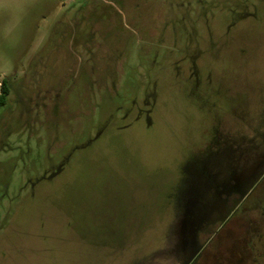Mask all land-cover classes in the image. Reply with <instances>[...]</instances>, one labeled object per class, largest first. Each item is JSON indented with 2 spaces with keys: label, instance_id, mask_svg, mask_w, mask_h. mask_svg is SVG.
Instances as JSON below:
<instances>
[{
  "label": "rangeland",
  "instance_id": "374dc122",
  "mask_svg": "<svg viewBox=\"0 0 264 264\" xmlns=\"http://www.w3.org/2000/svg\"><path fill=\"white\" fill-rule=\"evenodd\" d=\"M5 78L0 264H179L181 213L264 137V0H0Z\"/></svg>",
  "mask_w": 264,
  "mask_h": 264
},
{
  "label": "flooded vegetation",
  "instance_id": "af4514ba",
  "mask_svg": "<svg viewBox=\"0 0 264 264\" xmlns=\"http://www.w3.org/2000/svg\"><path fill=\"white\" fill-rule=\"evenodd\" d=\"M253 148L255 151L251 159L245 161L242 169H238L234 150L229 146L228 189L218 195L216 190L215 196L209 198L194 196L185 211L181 213L179 217L181 229L177 233L180 240L177 245L176 243L173 245L174 256L179 259V264H236L241 261V254L236 255L239 249L241 248L240 251L245 252L246 255L250 250L249 236L251 239L253 235L262 232L264 137L260 142H254ZM223 210H227L228 215L224 217L222 225L218 226L220 232L215 230L209 235L210 226L219 219V212ZM170 250L165 249L164 252L170 253ZM154 253L150 259H154ZM226 256L231 259L226 261ZM150 259L143 261L142 264H153ZM254 260L246 261L245 264H262Z\"/></svg>",
  "mask_w": 264,
  "mask_h": 264
},
{
  "label": "trees",
  "instance_id": "16d2710c",
  "mask_svg": "<svg viewBox=\"0 0 264 264\" xmlns=\"http://www.w3.org/2000/svg\"><path fill=\"white\" fill-rule=\"evenodd\" d=\"M8 95H9V88H8L7 79L5 78L0 84V107L6 104Z\"/></svg>",
  "mask_w": 264,
  "mask_h": 264
}]
</instances>
